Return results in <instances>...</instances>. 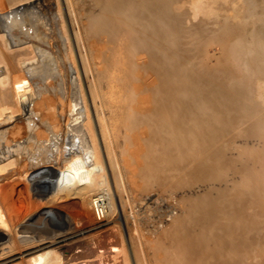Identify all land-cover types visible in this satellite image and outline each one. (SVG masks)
Returning a JSON list of instances; mask_svg holds the SVG:
<instances>
[{
    "label": "bare ground",
    "instance_id": "6f19581e",
    "mask_svg": "<svg viewBox=\"0 0 264 264\" xmlns=\"http://www.w3.org/2000/svg\"><path fill=\"white\" fill-rule=\"evenodd\" d=\"M45 68L74 103L42 100ZM85 219L120 229L99 239ZM12 254L264 264V0H0V261Z\"/></svg>",
    "mask_w": 264,
    "mask_h": 264
},
{
    "label": "rangeland",
    "instance_id": "374dc122",
    "mask_svg": "<svg viewBox=\"0 0 264 264\" xmlns=\"http://www.w3.org/2000/svg\"><path fill=\"white\" fill-rule=\"evenodd\" d=\"M14 9H16V8H14ZM55 10H56V12H57V6L55 7ZM8 12H10L9 14H8V20L10 21V22H13L14 24H16V25H20V26H23L24 28L26 27V26H28L29 24H32L33 22H35L36 20L34 19V18H36L35 17V15L34 14H31V13H29V12H26L25 10H20V11H18V12H11V10L9 9L8 10ZM218 50V48H212V51L213 52H215V51H217ZM57 50H55V51H52V56H53V54H54V60H53V58L51 59V64H53L54 66L55 65H57V63L55 62V61H57V59L58 58H61V55L63 54L62 52H60L59 50V52H56ZM56 53H58L57 55H56ZM55 55H56V58H55ZM60 56V57H59ZM56 59V60H55ZM60 60V59H59ZM58 60V61H59ZM57 61V62H58ZM53 62H55V64L53 63ZM52 66V65H51ZM53 67V66H52ZM46 68H45V70H40V71H38V70H36V75L35 76H37V79L39 80V82L44 86L43 87V95H44V98L42 99L43 101L44 100H48V101H50V102H53V103H58V104H63V103H74L75 102V100L77 99V97H78V94L75 92V90H73L72 89V87H73V85H71V83L70 82H67V83H65V86H66V92H64L63 94H62V92L59 90V88H60V84L59 85H57V83H56V81H55V79H52L51 77H48V75H46ZM49 84H50V86H49ZM71 86H70V85ZM63 95H65V98L63 97ZM113 184V183H112ZM114 185V184H113ZM162 200L164 201L163 203H161L162 202ZM162 200H160V203H161V205L163 206V207H168V205H169V201L167 202L166 201V203H165V200L166 199H162ZM75 209H71V210H69V213L71 214L72 212H73V215L74 216H76L75 214H74V212L77 214V213H79V212H77L78 210H75ZM72 215V216H73ZM86 220V219H85ZM86 222H87V220H86ZM88 223V222H87ZM112 223V224H111ZM114 224V225H113ZM115 225H118L117 223H116V221L115 220H111V222H106V224H105V222H103L102 224H96L95 226L93 225V223L92 224H87V226H89V227H92L88 232H87V234H89L90 232H92V233H90V234H95L99 239H101V238H105V236L106 235H108L109 234V232H111L112 230L114 231H116V230H118V229H120V226L118 225V227L116 226L115 227ZM109 227H110V229H109ZM114 227V228H113ZM122 227H124L123 225H122ZM106 229V230H105ZM112 229V230H111ZM96 230H98V231H96ZM100 230H102V232L100 231ZM109 230V231H108ZM111 230V231H110ZM93 231H95V233L93 232ZM112 231V232H113ZM98 232V233H97ZM111 241H113L114 243H116V244H120L121 242H120V240H118V239H116V238H112V240ZM116 241V242H115ZM121 245V244H120ZM14 256V257H13ZM14 259H13V258ZM10 258V259H9ZM8 259V260H7ZM19 259L21 260V257H20V254L18 255V254H12L11 256H9L8 258H4V260L3 259H1L2 261H0V263L1 264H8V263H10V264H12L13 263V261H19ZM6 261V262H5Z\"/></svg>",
    "mask_w": 264,
    "mask_h": 264
}]
</instances>
